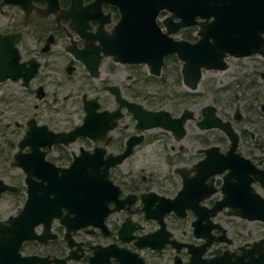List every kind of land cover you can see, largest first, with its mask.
<instances>
[{"label": "flooded vegetation", "instance_id": "obj_1", "mask_svg": "<svg viewBox=\"0 0 264 264\" xmlns=\"http://www.w3.org/2000/svg\"><path fill=\"white\" fill-rule=\"evenodd\" d=\"M165 13L158 11L159 25ZM119 15L107 0H0V171H22L13 164L15 154L31 153L26 159L32 163L41 152L49 163L44 170L61 178L75 157L90 168L93 180L104 168L118 190L115 194L103 185V199L85 208L77 201L57 205L50 200L53 193L46 194L37 205L52 214L48 224L39 220L15 248L18 234L6 219L24 202V172L22 192L13 179L0 178L16 187L0 193L20 196L15 210L0 216V264H264V70L251 71L259 79L210 75L202 86L203 75L228 68L226 56L224 68L202 70L197 86L190 88L181 80V60L174 53L163 56L158 75L145 62L116 61L111 30ZM189 28L193 36H174ZM195 29L181 27L172 37L193 41ZM115 64L143 68L144 81L136 88L128 73L116 79ZM153 82L156 92L146 86ZM203 90L205 100L195 108ZM156 95L159 105L152 104ZM120 98L167 111L175 127L136 126ZM86 108L91 133L84 125L68 137L53 138L80 126ZM203 113L227 122L231 130L198 127ZM153 140L174 153L166 157L165 171H146L129 161ZM232 143V153L244 161L227 162L235 169L212 171ZM123 151L127 154L114 161ZM203 157L209 163L198 169ZM151 191L167 198L179 193L181 199L160 215L163 205ZM83 213L95 219L82 224L77 216ZM155 231L150 243L142 239Z\"/></svg>", "mask_w": 264, "mask_h": 264}, {"label": "water", "instance_id": "obj_2", "mask_svg": "<svg viewBox=\"0 0 264 264\" xmlns=\"http://www.w3.org/2000/svg\"><path fill=\"white\" fill-rule=\"evenodd\" d=\"M107 1L115 4L120 12L119 18L111 30V33L114 34L115 45L112 58L119 62H145L148 64V71L158 75L163 56L174 53L181 60L179 69L181 80L190 88L197 86L202 70L224 68L227 65L226 56L239 57L252 53L264 55V0ZM159 10L166 12L159 18L160 25L155 20ZM190 25L196 27L195 40L188 41L172 37V34L179 28ZM106 52L108 51L106 50ZM116 96L119 97L118 94ZM119 102L131 109L136 118L135 125L138 127L146 128L157 125H162L167 129L175 127L173 119L165 110L143 109L139 104L124 98H120ZM105 114V111L99 112V115ZM107 114L113 115L112 112H107ZM90 116V111L86 108L80 126L68 133H55L53 138L68 137L82 129L84 125L91 133ZM180 119L182 118L180 117ZM196 124L200 128L218 126L231 130L227 122H221L217 116L212 114L203 113ZM180 128H182L181 125ZM232 146L233 143L225 156H220L217 159L219 163L210 166L212 171H220L225 166L231 167L227 162L234 159L244 161L240 157L236 158V153H232ZM126 154L127 151H123L115 155L113 160L120 161ZM31 156V153L15 154L13 163L24 172L23 183L25 185V199L19 212L14 217L9 216L6 219L10 226H15L14 233L18 234L15 248L21 238L32 235V227L39 220H44L48 224L52 214L45 212V207L42 204L37 205V203L45 201L43 196L46 194L53 193L50 200L57 205L63 202L77 201L78 206L82 207L84 204L82 208H85L91 206L95 200L103 199L101 195L106 192L103 190V185L110 187L115 194L118 191L117 187L106 179L104 168H102L99 178L93 180L92 174L87 173L90 168L78 165L74 157L71 164L62 169L64 173L59 178L60 175L49 174L44 170L43 167H47L49 163L41 158V152L37 153V157L33 158L32 163H29L26 158ZM198 162L197 168L201 169L207 167L209 159L203 157ZM106 165L104 164L103 167ZM231 169H235V167H231ZM234 182L239 183V180ZM243 186L245 191L250 189L248 178L243 181ZM15 189L14 185L0 179V192ZM97 190H99L98 194ZM149 194L157 196L161 201L163 208L160 215L164 210L175 209L177 202L181 199L179 193L173 198L157 195L152 191ZM77 217L82 220V224L90 223L95 219V216L86 213ZM99 217L101 218L102 215ZM156 233L155 231L144 235L142 239L146 240V243H150L151 240L157 238ZM150 235H153L151 239H147Z\"/></svg>", "mask_w": 264, "mask_h": 264}, {"label": "rangeland", "instance_id": "obj_3", "mask_svg": "<svg viewBox=\"0 0 264 264\" xmlns=\"http://www.w3.org/2000/svg\"><path fill=\"white\" fill-rule=\"evenodd\" d=\"M186 33L193 36L194 31L191 28H189V30L185 29L181 32L180 31L177 32L176 34H174V36L180 37L181 35L186 34ZM227 62H228V68L225 69L224 71L213 72L210 74L203 75L202 81H201L202 86H203V80H205L206 82L207 78H209L210 75L214 79H221V80L222 79L230 80L234 78L239 79V80H248V79H251L252 77L259 79L260 76L256 75L255 73H252L251 71L253 69L264 70V68H260V66L264 67V56H259L258 54H250L244 57H237V58L229 56L227 57ZM122 72L130 74V80L135 82L134 85L136 88L139 86L141 82L144 81L143 79L144 71H143V68L141 67L139 68V67H134V66H129V67L125 66L124 68L123 66H119L115 64L114 76L116 79H117V76L121 74ZM152 81H155V80H152ZM155 84L156 83L153 82V84L152 83L151 85L147 84L146 86L149 87V90L155 91L156 90ZM198 86H201V85H198ZM151 100H154L155 102H157V103H152L153 105H159L161 103V102H158L159 99L157 95L154 96ZM204 100H205V92L203 90L202 95L200 94L197 97L196 101L194 102V107L197 108L199 105L202 104ZM151 131H155V130L153 129ZM173 154H174L173 152H169L161 148L160 145H158L157 142L153 140V141L148 142L145 148L132 154L129 158V161H131L132 163L136 165H139L140 167L142 166L143 169H146V171L162 172V171H165L166 157H170ZM179 155L183 156V154H179ZM167 165H169V163ZM22 176H23L22 171L15 167H9L7 169H3L2 171H0V178L6 181L13 179V181L19 185V188H20L19 192L23 191V188L21 186ZM18 198H20V196L16 197L13 194H11V192L5 191L3 193H0V216H4L7 213L13 212L15 208L17 207V204L20 203Z\"/></svg>", "mask_w": 264, "mask_h": 264}]
</instances>
